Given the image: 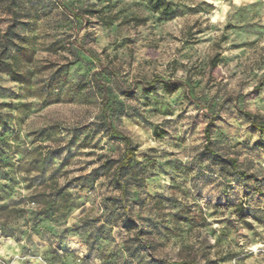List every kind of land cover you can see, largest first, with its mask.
Segmentation results:
<instances>
[{"label": "rangeland", "instance_id": "374dc122", "mask_svg": "<svg viewBox=\"0 0 264 264\" xmlns=\"http://www.w3.org/2000/svg\"><path fill=\"white\" fill-rule=\"evenodd\" d=\"M169 1L172 19L140 0H0V44L14 23L35 52L28 84L0 66V206L21 211L0 264H264V135L242 112L264 121V0ZM108 123L144 169L126 208L101 168L125 156ZM53 182L72 199L41 216L31 196Z\"/></svg>", "mask_w": 264, "mask_h": 264}, {"label": "trees", "instance_id": "16d2710c", "mask_svg": "<svg viewBox=\"0 0 264 264\" xmlns=\"http://www.w3.org/2000/svg\"><path fill=\"white\" fill-rule=\"evenodd\" d=\"M148 4L149 9L159 14L165 19H172L176 16V9L174 5L169 0H140ZM100 14V11L87 8L81 15V17H89ZM137 25H145L147 23L146 18H133ZM17 25L12 23L8 30L4 33L2 41L0 44V66H5V72H7L12 80L20 84H28L33 77V72L22 71L21 66L26 63L32 62L34 60L35 52L34 50L20 46L15 43L18 39L21 42H25L24 37H20L15 33ZM217 56L213 60V66H217L219 60ZM5 59L7 62H3ZM168 93H175L179 90V81H158ZM264 90V80H262L255 88L257 93ZM243 114L252 121L253 126L264 135V121L260 120L257 115L250 111H242ZM107 127L114 136L121 137L122 142L125 144V156L122 160L106 159L101 168L104 170L105 175L110 179V183L120 192L121 202L126 208L125 204L127 202V197L129 194V186L132 181L144 180L143 166L136 159L137 147L133 146L132 140L129 136L125 135L124 132L115 129L111 123H108ZM207 145L206 150L211 153V155L216 156L215 151L210 148L212 142L211 138V125H208L205 131ZM230 164L233 169L237 170V161L230 159ZM35 170H41L43 168V161L37 159L33 163ZM32 197V202L41 206V216L47 215L49 210L58 212L60 210H66L69 207L70 201L72 199V193L68 191L65 186H60L57 183H51L49 188H45L41 191L36 192ZM1 200V199H0ZM21 211L19 209H12L6 205L0 206V227L2 230L3 237H13L11 233L6 230L11 219L19 218ZM140 234H138L139 236ZM173 264H197L195 261H182L175 262Z\"/></svg>", "mask_w": 264, "mask_h": 264}, {"label": "built area", "instance_id": "2783aa9c", "mask_svg": "<svg viewBox=\"0 0 264 264\" xmlns=\"http://www.w3.org/2000/svg\"><path fill=\"white\" fill-rule=\"evenodd\" d=\"M251 252L260 254L264 258V243H262L259 247L251 249Z\"/></svg>", "mask_w": 264, "mask_h": 264}]
</instances>
